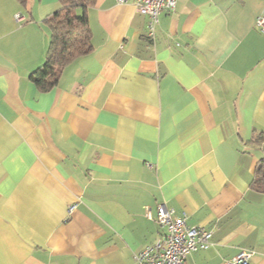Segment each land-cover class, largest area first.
I'll return each instance as SVG.
<instances>
[{"label": "crops", "instance_id": "obj_1", "mask_svg": "<svg viewBox=\"0 0 264 264\" xmlns=\"http://www.w3.org/2000/svg\"><path fill=\"white\" fill-rule=\"evenodd\" d=\"M59 9L0 0V264H136L160 204L210 233L186 264H264V0H177L151 37L95 0L91 52L40 91Z\"/></svg>", "mask_w": 264, "mask_h": 264}, {"label": "built area", "instance_id": "obj_2", "mask_svg": "<svg viewBox=\"0 0 264 264\" xmlns=\"http://www.w3.org/2000/svg\"><path fill=\"white\" fill-rule=\"evenodd\" d=\"M119 5L132 4L135 10L148 18V36L153 35L158 17L162 12H173L177 0H116ZM17 22L24 17L15 15ZM256 27L264 34V14L256 19ZM73 207L70 208V212ZM150 219V213H147ZM155 222L163 228L159 239L151 245L144 247L134 255L136 264H186L187 257L197 251L206 250L210 246V233L200 227L189 226L187 216L183 213L176 216L172 209L165 204L157 207ZM251 253L242 251L227 264H249Z\"/></svg>", "mask_w": 264, "mask_h": 264}, {"label": "trees", "instance_id": "obj_3", "mask_svg": "<svg viewBox=\"0 0 264 264\" xmlns=\"http://www.w3.org/2000/svg\"><path fill=\"white\" fill-rule=\"evenodd\" d=\"M60 9L46 23L51 38L44 64L34 71L31 80L40 91H47L57 81L58 73L78 57L91 52V34L86 17V9L93 6L95 0H59ZM81 14H75V9ZM254 188L264 193V161L257 170Z\"/></svg>", "mask_w": 264, "mask_h": 264}]
</instances>
